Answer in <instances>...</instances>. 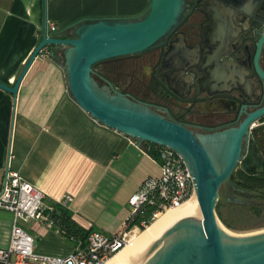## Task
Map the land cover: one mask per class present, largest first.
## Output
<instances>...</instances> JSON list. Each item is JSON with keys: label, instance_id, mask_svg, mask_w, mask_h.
I'll list each match as a JSON object with an SVG mask.
<instances>
[{"label": "crops", "instance_id": "0c3cea01", "mask_svg": "<svg viewBox=\"0 0 264 264\" xmlns=\"http://www.w3.org/2000/svg\"><path fill=\"white\" fill-rule=\"evenodd\" d=\"M149 0H0V82L14 87L43 37L46 21L55 33L82 20L135 18ZM53 33V34H55ZM52 34V33H50ZM39 56L16 99L0 89V195L7 167L45 194L64 196L66 211L85 231L115 235L131 217L129 200L159 179L160 162L144 144L99 124L72 100L62 64ZM13 216L0 209V249L9 247ZM44 256H67L74 243L46 227L30 229Z\"/></svg>", "mask_w": 264, "mask_h": 264}, {"label": "water", "instance_id": "95a60500", "mask_svg": "<svg viewBox=\"0 0 264 264\" xmlns=\"http://www.w3.org/2000/svg\"><path fill=\"white\" fill-rule=\"evenodd\" d=\"M185 5L186 0H149L147 10L138 17L82 20L55 34L48 33L46 21L42 40L15 86L0 82V89L16 99L40 54L49 48H61L69 94L79 108L140 146L157 145L182 157L193 180L201 219L178 222L132 264H264V232L230 235L219 226L216 213L220 189L231 185L230 178L242 163L250 133H254L264 157V126L256 132L250 130L253 123L263 119L264 109L249 115L238 127L195 136L112 87L101 86L94 78V68L100 63L148 52L168 36L180 24ZM67 31L71 38H60ZM235 202L244 203L238 199Z\"/></svg>", "mask_w": 264, "mask_h": 264}, {"label": "flooded vegetation", "instance_id": "af4514ba", "mask_svg": "<svg viewBox=\"0 0 264 264\" xmlns=\"http://www.w3.org/2000/svg\"><path fill=\"white\" fill-rule=\"evenodd\" d=\"M262 74L264 0H186L180 24L168 36L148 52L100 63L94 77L204 136L238 127L264 109ZM262 126L264 117L250 130ZM246 148L264 166L254 133Z\"/></svg>", "mask_w": 264, "mask_h": 264}, {"label": "built area", "instance_id": "2783aa9c", "mask_svg": "<svg viewBox=\"0 0 264 264\" xmlns=\"http://www.w3.org/2000/svg\"><path fill=\"white\" fill-rule=\"evenodd\" d=\"M48 33H55L57 28L47 21ZM50 55L43 51L42 55ZM159 179L151 181L146 189L129 200L134 214L149 203L157 194L161 199L157 211L152 216L154 222L158 216L182 208L195 198V189L189 170L182 157L174 151L163 148L160 151ZM45 194L33 185L22 180L16 172L9 171L5 176L3 192L0 195V209L13 216V231L9 247L0 249V264H116L115 257L125 248L132 246L134 235L141 232V227L126 228L115 235L91 231L85 244L75 236H68L64 210L73 202L71 196H64L55 204L45 203ZM35 223L53 231L56 235L75 244L67 256H44L37 253V239L20 227V224ZM142 227L147 228L144 224Z\"/></svg>", "mask_w": 264, "mask_h": 264}, {"label": "trees", "instance_id": "16d2710c", "mask_svg": "<svg viewBox=\"0 0 264 264\" xmlns=\"http://www.w3.org/2000/svg\"><path fill=\"white\" fill-rule=\"evenodd\" d=\"M59 33V32H58ZM60 38L67 39L71 38L70 32H63L60 34ZM55 61L62 64L64 61V56L61 54H54ZM95 72V68H94ZM95 78V77H94ZM144 147L148 154L156 161L160 162V151L162 147L153 145V144H144ZM256 153L251 149H244V158L242 163L240 164L238 171H236L232 177L230 178L231 187L234 186L236 188V192L238 194H242L245 198H250L255 200L256 202H264V166L256 165ZM155 201V205L152 206L149 203L144 204L140 210L132 214L128 221L126 230H130L133 227H141V232L134 235L135 237L142 234L146 228L142 227V225H146L147 227L153 224L152 216L157 211L158 204L161 199L157 194H154L152 197ZM65 216V224L68 230V236H75L78 240L85 244L86 237L91 231H85L74 224L70 214L64 210ZM217 216L219 219L224 222L227 226L226 220L220 210V205L218 202L216 209Z\"/></svg>", "mask_w": 264, "mask_h": 264}, {"label": "rangeland", "instance_id": "374dc122", "mask_svg": "<svg viewBox=\"0 0 264 264\" xmlns=\"http://www.w3.org/2000/svg\"><path fill=\"white\" fill-rule=\"evenodd\" d=\"M61 55L64 56L63 52ZM63 64L64 61H62V65ZM98 83L103 86L102 83ZM236 199L244 203H236ZM219 205L228 226L217 216L218 224L229 234L249 236L264 232V202H256L253 199L245 198L242 194H238L233 190L230 185H225L220 189ZM129 210L131 211V208ZM200 217H198V219H200ZM33 224L35 223H22L20 227L30 233ZM40 244L41 242L37 241V247Z\"/></svg>", "mask_w": 264, "mask_h": 264}, {"label": "bare ground", "instance_id": "6f19581e", "mask_svg": "<svg viewBox=\"0 0 264 264\" xmlns=\"http://www.w3.org/2000/svg\"><path fill=\"white\" fill-rule=\"evenodd\" d=\"M200 209L197 198H193L182 208L177 210H169L153 222V224L145 229V231L134 236L132 246L122 250L114 259L116 264H132L135 258L150 246L159 241L163 235L178 222L187 218L200 217ZM201 219V217H200ZM225 231V230H224ZM228 233V232H227ZM229 234V233H228ZM233 235V234H230ZM237 236V235H234Z\"/></svg>", "mask_w": 264, "mask_h": 264}]
</instances>
